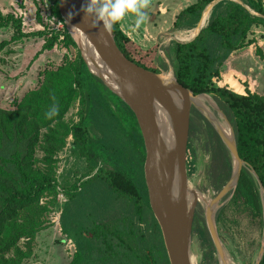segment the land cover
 <instances>
[{"label": "trees", "instance_id": "16d2710c", "mask_svg": "<svg viewBox=\"0 0 264 264\" xmlns=\"http://www.w3.org/2000/svg\"><path fill=\"white\" fill-rule=\"evenodd\" d=\"M213 1L196 0L182 8L175 16L174 27L195 26ZM58 2L55 0L54 13L63 21ZM258 25L264 27L263 0H218L211 8L206 26L192 40L172 42L170 61L183 86L195 94L210 93L220 104L234 128L240 157L256 171L264 186V95L249 90L243 94L214 85L212 78L219 76V71L207 45L210 36L217 37L226 56L227 51L251 44L254 40L248 38V34ZM9 26L13 34L10 40L1 42V47L30 35L45 37L43 49L53 48L60 35L65 45L76 47L65 24L63 30H53L50 36L47 35L49 30L44 29L24 32L21 17L0 9V28ZM113 32L119 49L129 59L147 69L161 70L153 61V47L141 53L140 47L121 31L119 23L113 24ZM197 32L189 33L186 38L191 39ZM256 54L264 60L259 47ZM78 96L83 107L79 120L70 124L64 117ZM54 104L58 112L47 118L45 112ZM203 119L211 128L212 165L214 172L219 170V186L229 179L231 163L219 136ZM93 129L99 135L94 134ZM69 135L74 139V146H79L80 153L89 161L90 168L96 169L97 175L111 189L134 200L137 211H141L143 205L151 207L145 181L146 152L138 121L131 108L90 72L78 51L75 59L44 69L39 86L25 92L14 108L0 107V264H31L35 237L45 228L48 211L47 204L40 201L56 191L55 156ZM37 149L42 151L41 157H36ZM103 163L110 168H103ZM234 196L241 197L252 210L262 214L258 185L245 167ZM196 231L203 240L211 242L204 218L197 212L193 233ZM91 234L108 244L109 250L112 247L109 242L117 237L108 236L101 224H97ZM116 244L133 252L124 238L117 237ZM81 246L78 243L68 264H88ZM259 264H264V254Z\"/></svg>", "mask_w": 264, "mask_h": 264}, {"label": "rangeland", "instance_id": "374dc122", "mask_svg": "<svg viewBox=\"0 0 264 264\" xmlns=\"http://www.w3.org/2000/svg\"><path fill=\"white\" fill-rule=\"evenodd\" d=\"M98 2L102 5L106 0H98ZM188 2L189 0H149L148 8L141 10L148 12V17L139 27L133 30L136 14L127 13L119 22V28H123L126 33L134 31L133 34H135L138 31L140 37L135 38L140 41L141 37H145L146 42L142 45L133 40L140 47L141 53L153 47L152 57L155 65L169 72L173 68L170 61L172 42L175 40L188 42L194 38H186V35L190 33L188 30L192 27L175 28L173 25V14ZM54 3L55 0H0V9L3 13L19 14L22 11L24 13L22 15L23 31L33 32L47 30L46 26L49 24L43 15H47L51 9L56 16L53 9ZM165 3L169 6L167 11L163 10L161 13L159 7ZM155 9L157 12H153V10L156 11ZM207 22L202 27H205ZM146 30L148 37L143 33ZM131 33L130 36H132ZM12 34L13 30L10 26L0 28V44L10 40ZM260 37L264 42V35L260 36L256 26H253L248 38L254 40L251 44L255 54L259 47L257 40ZM44 38L40 35H30L17 42L10 41L0 46V107L14 108L16 101L20 100L25 92L39 86L44 69L54 68L65 60L75 59L79 48L77 45L76 47L65 45L63 35L59 36L51 49H43ZM207 45L216 59L215 66L219 71V76H214L212 83L238 93L243 92L241 85L238 87L224 84L225 78L221 76L222 66L230 52L227 51V55H224L226 50L215 36L208 38ZM259 85L260 89L264 88V75L260 76ZM247 90L249 89H245V93ZM82 107L83 104L78 96L64 119L70 124L77 122ZM191 121L187 145L188 176L192 180H198L196 186L199 190L215 196L228 180L222 185H217L219 170L213 171L214 141L211 128L193 108ZM92 131L99 135L97 130ZM71 137H67L66 144L55 156L57 160L56 191L51 196L42 197L40 203L48 206L45 214V228L55 229L58 234L55 243H61L67 247L66 239H71L73 247L63 250L59 245L49 248L47 243L41 244L39 253L31 257V264H38L40 256L45 259L46 253L52 254L51 256L55 258L54 264H65L67 256H73L78 243L82 245L85 261L88 264H169L162 231L151 207L143 205L141 211H137L134 200L111 189L108 183L97 175L96 169L90 168L89 161L80 153L79 146H74V139ZM35 155L41 157L42 151L37 149ZM105 166L107 165L103 163V168ZM234 195L235 192L218 212V231L229 255L238 264H255V257L264 241L263 217L262 214L246 205L241 197L235 198ZM196 211L202 216L201 210L196 209ZM97 224L104 226L108 236L124 238L133 252L130 253L118 246L117 237H113V241L109 242V245L110 243L112 245L109 250L108 244L105 245L91 234ZM44 241L48 240L44 238L41 243ZM43 248L47 249L43 250ZM191 249L198 259L196 264H219L212 242L203 240L197 231L193 233Z\"/></svg>", "mask_w": 264, "mask_h": 264}, {"label": "water", "instance_id": "95a60500", "mask_svg": "<svg viewBox=\"0 0 264 264\" xmlns=\"http://www.w3.org/2000/svg\"><path fill=\"white\" fill-rule=\"evenodd\" d=\"M217 1L210 3L211 7ZM90 4L93 10L88 12ZM100 7L97 0L94 4L92 0L58 2L59 13L67 31L78 46L90 72L131 108L138 121L146 152V186L151 209L162 231L169 264H193L191 246L198 194L189 188L187 169L192 108L210 123L228 151L231 174L203 214L216 254L224 262L229 253L218 231L219 210L235 192L241 170L245 167L258 185L264 228V186L256 171L240 157L234 128L213 96L210 93H193L178 81L173 68L169 71L170 75L166 76L167 71L161 69L156 72L129 59L115 41L113 24H106L103 19L98 18ZM75 35L88 45L89 57ZM202 97L213 103L214 111L205 106ZM215 111L228 126L229 136ZM263 254L264 241L258 250L255 264L260 263Z\"/></svg>", "mask_w": 264, "mask_h": 264}, {"label": "crops", "instance_id": "0c3cea01", "mask_svg": "<svg viewBox=\"0 0 264 264\" xmlns=\"http://www.w3.org/2000/svg\"><path fill=\"white\" fill-rule=\"evenodd\" d=\"M195 1L196 0H189V2L186 5H184L183 7H181V9L186 7L187 5L195 2ZM163 4L159 7V10L161 11V13H163L162 12L163 10L167 11V7L169 6L168 3H165V5H163ZM263 4H264V0H263ZM209 5H207V8L205 9L203 16H205V13H206ZM180 10H178L176 13L173 14V18H172L173 21L175 20L176 14H178V12ZM153 12H157V10L156 11L153 10ZM128 26H130V25H128ZM121 29H123V28H121ZM256 29L259 31L260 36H261V34L264 35V27L262 25L256 26ZM129 32L131 33V31H129ZM133 32L134 31H132L131 35L136 42H138L141 45L143 44V42H146V40H144L145 37L144 38L141 37L142 38L141 41L135 38L136 36L140 37V34L138 31H136L135 34H133ZM143 33L146 35V37H148L146 34V33H148L147 30ZM261 40H262V38L260 37L257 40L258 41L257 43L259 45V48L262 50V52L264 54V42H262ZM262 75H264V60L261 59L259 55L255 54L252 44L246 45L240 49L230 51V53L226 57V60L224 61V65L222 66V69H221V76L225 78L224 84H228L230 86H232V85L236 86L237 85L238 87H239V85H241L243 92H239V93H245V89H249V91H251V92H255V93H258L260 95H264V88L260 89V85H259V78ZM224 84H221V85H224ZM48 229H50V228H48ZM57 237H58V234L55 231V229H53V228H51V230H47V228H43L40 231H38V233L36 234V237H35V241H34V248H33V255L32 256L39 253V246H41V244L47 243L48 244L47 247L49 246V248L55 247L58 245L61 246L63 248V250H64V248H67V247H64V245H61V243H55V239H57ZM44 238H45V240H48V241L47 242L44 241L41 243V241ZM45 249H47V248H43V250H45ZM49 254H47V253L45 254V257H46L45 259H43V257L40 256L41 258L39 259L38 264H54L55 258L51 256L52 254H50V255ZM67 258L68 259H67L66 263L68 264L70 262V259L72 258V256H67Z\"/></svg>", "mask_w": 264, "mask_h": 264}, {"label": "clouds", "instance_id": "9594fccd", "mask_svg": "<svg viewBox=\"0 0 264 264\" xmlns=\"http://www.w3.org/2000/svg\"><path fill=\"white\" fill-rule=\"evenodd\" d=\"M93 4L96 0H92ZM149 0H106L98 9V18L103 19L104 23L112 25L119 23L127 13H135V30L148 17V12L141 11L148 8ZM93 10L90 4L87 8L88 12ZM95 26V25H93ZM58 112V107L54 104L46 112L45 116L50 118L55 116Z\"/></svg>", "mask_w": 264, "mask_h": 264}, {"label": "bare ground", "instance_id": "6f19581e", "mask_svg": "<svg viewBox=\"0 0 264 264\" xmlns=\"http://www.w3.org/2000/svg\"><path fill=\"white\" fill-rule=\"evenodd\" d=\"M98 1V0H97ZM101 6V5H100ZM210 11H211V5H210V7H209V9H208V11L205 13V16L202 18V16H201V18H200V20L198 21V23L194 26V27H192L190 30H193V29H196V28H198V29H196L195 31H193V32H196V31H199V29L207 22V20H208V18H209V15H210ZM193 32H190V33H193ZM75 34L77 33L78 34V32H74ZM76 34V35H77ZM75 35V38L80 42V44H82V46H83V48H84V53H86V55H87V57H89V51H88V45L86 44V42L82 39H80L78 36H76ZM196 35V34H195ZM194 35V36H195ZM193 36V37H194ZM170 75V72H166V76H169ZM202 100H203V103L205 104V106L207 107V108H210V109H213V107H212V102L210 101V100H208L207 98H204V97H202ZM220 105V104H219ZM223 108V107H222ZM213 111H214V109H213ZM215 114H216V116H217V118L222 122V126H223V128H224V130H225V132H226V134H228V136L230 135V130H229V128H228V126L223 122V119L221 118V116L215 111ZM200 117H202V116H200ZM203 118V117H202ZM192 122V121H191ZM207 129V128H206ZM212 140V139H211ZM201 169V168H200ZM189 188L191 189V190H195L196 192H197V194H198V201H197V208L196 209H198V210H201V212H202V216H203V214H204V212H205V209L208 207V205H209V203H210V201H211V199L214 197V196H212V194L211 193H209V192H202L201 190H199L198 189V187L196 186L197 185V183H198V180L196 181V180H192V179H190L189 178ZM219 188V187H218ZM217 190V189H216ZM190 195V198H192V193H190L189 194ZM196 245V244H195ZM226 259H225V261L223 262L222 260H220L219 259V257H218V255H217V259H218V263L219 264H238L235 260H234V258L233 257H231L229 254L228 255H226V257H225ZM256 258V257H255ZM191 259H192V261H193V264H196V257H195V254L193 253V252H191ZM198 260V259H197Z\"/></svg>", "mask_w": 264, "mask_h": 264}, {"label": "built area", "instance_id": "2783aa9c", "mask_svg": "<svg viewBox=\"0 0 264 264\" xmlns=\"http://www.w3.org/2000/svg\"><path fill=\"white\" fill-rule=\"evenodd\" d=\"M50 7V6H49ZM49 9V8H48ZM13 14H15V16L21 17L22 19V26H23V16L24 13L22 11L19 12V14H16V12H13ZM43 17H46L47 20V24H49L47 27V30H49L48 32V36L51 35L53 30H63L64 27V22L62 20H60L57 16H55L53 14V12H51V9L49 11V13L47 15H43ZM25 18V17H24ZM49 22V23H48ZM44 27V26H43ZM121 29V28H120ZM121 31L131 40H133V37L130 36L129 32H125L123 29H121ZM134 41V40H133ZM159 51L161 52V49H159ZM159 52V53H160ZM71 137V135H69V138ZM67 240V247L68 249H72L73 247V241L71 239H66Z\"/></svg>", "mask_w": 264, "mask_h": 264}, {"label": "flooded vegetation", "instance_id": "af4514ba", "mask_svg": "<svg viewBox=\"0 0 264 264\" xmlns=\"http://www.w3.org/2000/svg\"><path fill=\"white\" fill-rule=\"evenodd\" d=\"M190 132H191V121H190V129H189V136H190ZM72 138V137H71ZM197 211H195V214H196ZM195 219V217H194Z\"/></svg>", "mask_w": 264, "mask_h": 264}]
</instances>
